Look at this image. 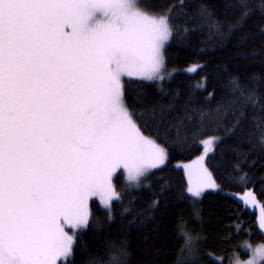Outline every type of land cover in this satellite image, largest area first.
<instances>
[{
    "label": "snow or ice",
    "instance_id": "6c2138e0",
    "mask_svg": "<svg viewBox=\"0 0 264 264\" xmlns=\"http://www.w3.org/2000/svg\"><path fill=\"white\" fill-rule=\"evenodd\" d=\"M183 4L155 15L137 0H0V264L66 262L88 226L89 199L99 197L110 211L119 199L118 170L138 182L164 163L165 149L142 133L125 104L122 78L163 79L162 49L174 33L172 12ZM200 17L221 28L206 4ZM232 85L239 107L230 133L239 129L264 146V115L247 117L246 134L241 123L246 109L264 113V95L255 85ZM203 159L189 174L193 197L218 187ZM178 230L187 248L192 237L183 223ZM112 247L107 261L88 264H125V247ZM261 260L264 245L246 264Z\"/></svg>",
    "mask_w": 264,
    "mask_h": 264
},
{
    "label": "trees",
    "instance_id": "16d2710c",
    "mask_svg": "<svg viewBox=\"0 0 264 264\" xmlns=\"http://www.w3.org/2000/svg\"><path fill=\"white\" fill-rule=\"evenodd\" d=\"M177 2L137 0L155 15ZM204 4L220 21L219 30L201 19ZM172 23L173 36L162 49L163 79L122 78L133 119L165 149L167 160L137 184L117 172L112 184L119 199L112 200L110 211L98 199L89 201L88 226L77 232L73 254L58 264H88L92 257L107 261L113 244L125 247V264H228L234 253L248 255L246 243L264 244L256 212L235 196L251 189L264 202V146L246 140L239 129L229 131L239 107L232 81L255 85L264 95V0H184L173 10ZM193 66L198 67L189 71ZM254 113L264 115L246 109L245 134ZM212 138V146L203 143ZM206 148L204 161L219 190L195 198L177 163ZM244 174L246 183L240 181ZM180 223L192 237L187 248Z\"/></svg>",
    "mask_w": 264,
    "mask_h": 264
},
{
    "label": "rangeland",
    "instance_id": "374dc122",
    "mask_svg": "<svg viewBox=\"0 0 264 264\" xmlns=\"http://www.w3.org/2000/svg\"><path fill=\"white\" fill-rule=\"evenodd\" d=\"M139 7H140V6H139ZM140 8H141V7H140ZM141 9H142V8H141ZM142 10H143V9H142ZM162 55H163V61H164V53H163V52H162ZM161 72H162V69H161V71H160V73H159V76L161 75ZM123 78H124V77H123ZM158 78H159V77H158ZM158 78H156V79H158ZM211 146H212V145H211ZM209 151H210V150L207 149V151H204L201 155H199V156H197V157H195V158H193V159H191V160L183 161V162H181L180 164L177 163V165L180 166V167L183 169L184 173L187 175V178H188V181H189V183H188V185H187V188H189L190 186H192V184L190 183V180H189V174H190V171L194 168V166H195V162L200 161V158H201V157H204V158H205V156L209 153ZM166 160H167V154H166V159H165L164 163L166 162ZM164 163H163V164H164ZM201 163H202L203 167L206 168V169L208 170L209 173H211L210 170L207 168L204 159L201 161ZM153 169H154V168H153ZM119 171H122L123 176H124L125 180H126L128 183L130 182V183H134V184L141 183V182L144 180L146 174L149 172V171H147L146 174H145L144 176H142V178L137 182V181H129V180L127 179V174H126V172H125L123 169H120V170H118L117 172H119ZM117 172H116V173H117ZM116 173H115V174H116ZM115 174H114V175H115ZM114 175H113V176H114ZM211 176H212V174H211ZM212 179L214 180L213 176H212ZM214 181H215V180H214ZM130 183H129V184H130ZM131 185H133V184H131ZM218 190H219V187H217L216 189L207 188V189H205V190L201 193V195H200L199 197H201V196H202L204 193H206V192H216V191H218ZM248 193H251V194H252L251 197H249V196L247 195ZM190 195L192 196L191 193H190ZM235 196H236V197H237V198H238V199H239V200H240V201H241V202H242L247 208H249V209H251V210H254V211L256 212V222H257V226H258L260 232L264 235V229H262V228L260 227V223H259V221H260L261 219H264V202H260L259 200H257V198L255 197V195H254V193H253V191H252L251 189H246V190H244V191L241 192V193L235 194ZM192 197H193V196H192ZM199 197H195V198H199ZM94 198H97V199L99 200L101 206H102L103 208H106V207L101 203L99 197H94ZM87 210H88V212H89L88 204H87ZM65 230L68 231L70 235L72 234V231H73L72 229L66 228ZM246 245H251V248L246 247ZM260 245H264V244H261V243H257V244H249V243H246V244L244 245V249L248 252V255H247L245 258H242L238 253H234V254L231 256L230 261H229L228 264H246V262H247L248 260L253 259V257H254V250H255L258 246H260ZM259 264H264V260H261V261L259 262Z\"/></svg>",
    "mask_w": 264,
    "mask_h": 264
},
{
    "label": "bare ground",
    "instance_id": "6f19581e",
    "mask_svg": "<svg viewBox=\"0 0 264 264\" xmlns=\"http://www.w3.org/2000/svg\"><path fill=\"white\" fill-rule=\"evenodd\" d=\"M93 198H94V197H92L91 199H93ZM91 199H89V201H91ZM94 199H97V198H94ZM89 201H88V203H89ZM88 203H87V204H88ZM218 261H221V260H220V259H218Z\"/></svg>",
    "mask_w": 264,
    "mask_h": 264
}]
</instances>
